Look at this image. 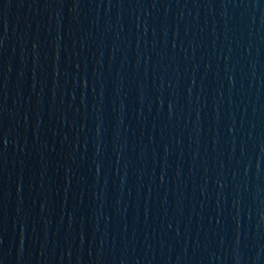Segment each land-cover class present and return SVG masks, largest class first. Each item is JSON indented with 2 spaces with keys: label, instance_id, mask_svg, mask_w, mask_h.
<instances>
[{
  "label": "water",
  "instance_id": "obj_1",
  "mask_svg": "<svg viewBox=\"0 0 264 264\" xmlns=\"http://www.w3.org/2000/svg\"><path fill=\"white\" fill-rule=\"evenodd\" d=\"M225 264H264V0H208Z\"/></svg>",
  "mask_w": 264,
  "mask_h": 264
}]
</instances>
